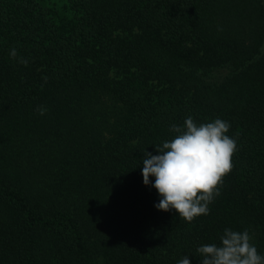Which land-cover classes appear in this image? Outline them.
Segmentation results:
<instances>
[{
  "label": "trees",
  "instance_id": "trees-1",
  "mask_svg": "<svg viewBox=\"0 0 264 264\" xmlns=\"http://www.w3.org/2000/svg\"><path fill=\"white\" fill-rule=\"evenodd\" d=\"M189 115L237 142L191 222L141 172ZM225 227L264 253V0H0V264H201Z\"/></svg>",
  "mask_w": 264,
  "mask_h": 264
},
{
  "label": "clouds",
  "instance_id": "clouds-1",
  "mask_svg": "<svg viewBox=\"0 0 264 264\" xmlns=\"http://www.w3.org/2000/svg\"><path fill=\"white\" fill-rule=\"evenodd\" d=\"M10 55L16 57L15 48ZM37 111L44 115L47 109L40 106ZM230 127L229 121L219 117L198 123L189 115L182 125L170 126L175 135L155 144L156 154L143 152V183L154 187L160 197L154 207L175 210L187 222L209 214V204L220 195L219 186L232 169L237 151L236 139L227 134ZM218 239V243L197 246L201 264H264V253L258 251L247 228L225 227ZM177 264H192L189 254Z\"/></svg>",
  "mask_w": 264,
  "mask_h": 264
}]
</instances>
